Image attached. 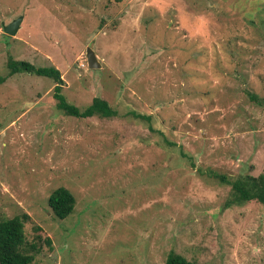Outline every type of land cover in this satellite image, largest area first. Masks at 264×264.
I'll return each mask as SVG.
<instances>
[{
    "label": "rangeland",
    "instance_id": "374dc122",
    "mask_svg": "<svg viewBox=\"0 0 264 264\" xmlns=\"http://www.w3.org/2000/svg\"><path fill=\"white\" fill-rule=\"evenodd\" d=\"M10 57L118 112L67 116L47 77L0 84V221L29 215L34 264H264V205L225 209L208 176L264 173V0H0V76ZM59 187L77 199L65 220Z\"/></svg>",
    "mask_w": 264,
    "mask_h": 264
},
{
    "label": "trees",
    "instance_id": "16d2710c",
    "mask_svg": "<svg viewBox=\"0 0 264 264\" xmlns=\"http://www.w3.org/2000/svg\"><path fill=\"white\" fill-rule=\"evenodd\" d=\"M7 68L8 74L0 76V84H4L14 75L22 73L53 79L56 84L54 98L57 100V107L67 116L77 118H92L95 116L114 118L118 116V112L106 100L99 97L94 98L92 103L84 110L69 103L62 93L64 85L62 74L60 70L53 66L38 67L28 61L15 60L13 57H10L7 62ZM253 99L257 100L256 97ZM131 115L135 118L146 120V117L143 115L136 113H131ZM199 172L202 173L203 171L199 169ZM208 176L231 187L232 194L224 203L225 209L242 206L251 201H257L264 205V173L257 177L241 176L231 178L216 171H209ZM76 203L77 199L73 193L65 187L55 189L48 199L49 207L59 220H65L72 215L75 211ZM29 220V215L24 213L0 221V264H34L36 255L41 251V248L38 247V243H29L27 241L25 225ZM47 243L49 245L52 244L49 238L47 239ZM165 264L195 263L176 252H171Z\"/></svg>",
    "mask_w": 264,
    "mask_h": 264
},
{
    "label": "water",
    "instance_id": "95a60500",
    "mask_svg": "<svg viewBox=\"0 0 264 264\" xmlns=\"http://www.w3.org/2000/svg\"><path fill=\"white\" fill-rule=\"evenodd\" d=\"M22 21H23V16L12 21L8 25H4V32L9 36H15L21 28ZM87 58H88V65L90 69H100L102 67L95 51L93 50V46L88 48Z\"/></svg>",
    "mask_w": 264,
    "mask_h": 264
}]
</instances>
